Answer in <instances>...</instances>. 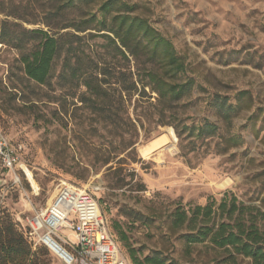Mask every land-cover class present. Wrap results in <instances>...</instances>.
I'll return each instance as SVG.
<instances>
[{
    "label": "rangeland",
    "instance_id": "1",
    "mask_svg": "<svg viewBox=\"0 0 264 264\" xmlns=\"http://www.w3.org/2000/svg\"><path fill=\"white\" fill-rule=\"evenodd\" d=\"M125 1L174 43L186 64L179 80L192 81L190 93L160 105L147 90L150 99L125 95L121 103L93 108L82 101L85 87L61 77L62 59L54 62L50 84L40 85L25 75L20 51L0 42V128L23 166L0 173V211L25 235L28 219L70 184L104 200L128 264L133 251L141 261L158 255L166 264H251L243 257L227 261L228 253L209 241L188 244L185 227L172 221L179 207L193 213L222 202V220L233 201L241 219L264 212V0ZM3 3L30 20L42 19L48 7V0ZM5 18L0 13V22ZM90 31L96 32L79 33L86 35L83 45L102 52V39L89 38ZM107 87L112 94L115 87ZM206 123L217 133L199 134ZM169 128L175 139L166 143ZM26 238L35 251L40 243ZM49 251L40 264H68Z\"/></svg>",
    "mask_w": 264,
    "mask_h": 264
},
{
    "label": "trees",
    "instance_id": "2",
    "mask_svg": "<svg viewBox=\"0 0 264 264\" xmlns=\"http://www.w3.org/2000/svg\"><path fill=\"white\" fill-rule=\"evenodd\" d=\"M4 4L0 13L7 18L0 22V42L20 51L25 75L40 85L50 84L54 62L62 59L61 77L85 87L82 101L93 108L121 103L125 95L130 101L136 95L137 102L145 97L150 99L153 96L147 90L156 94L158 104L172 105L191 91L192 81L179 80L186 64L174 43L147 18L133 14L135 4L125 0H48L40 20L7 11ZM15 20L41 22L45 28H26ZM65 29L72 31L63 32ZM88 30L96 31L88 32L89 38L102 39V52L94 45L87 48L83 45L86 35L79 33ZM107 86L115 87L112 94ZM217 131L218 127L211 123L198 127L199 134L205 136ZM119 182L117 186H122L125 179ZM98 201L104 215V200ZM226 206L225 202L217 208L213 204L197 206L193 213L179 207L173 214L172 227H185L187 233L183 238L188 244L209 241L223 249L228 253L227 261L236 262L238 257H243L251 264H264V212L241 219L234 215L239 208L233 201L222 220ZM200 216L203 218L198 224L196 219ZM119 234L121 241L128 240L124 232ZM49 254L44 244L33 251L25 235L0 211V264H40L44 262L42 257ZM130 256L134 264H166L158 255L147 256L143 261L134 251Z\"/></svg>",
    "mask_w": 264,
    "mask_h": 264
},
{
    "label": "built area",
    "instance_id": "3",
    "mask_svg": "<svg viewBox=\"0 0 264 264\" xmlns=\"http://www.w3.org/2000/svg\"><path fill=\"white\" fill-rule=\"evenodd\" d=\"M22 168L21 158L0 128V173ZM25 236L49 247L55 238L68 253V264H128L111 232L95 194L87 188L63 184L47 206L28 219ZM70 231L75 240L63 235ZM64 244V245H63Z\"/></svg>",
    "mask_w": 264,
    "mask_h": 264
},
{
    "label": "bare ground",
    "instance_id": "4",
    "mask_svg": "<svg viewBox=\"0 0 264 264\" xmlns=\"http://www.w3.org/2000/svg\"><path fill=\"white\" fill-rule=\"evenodd\" d=\"M169 132V136L166 137L165 142L166 143H171V138L175 139V135L174 132L171 128L168 129ZM167 145V144H166ZM23 167V166H22ZM73 235V234H72ZM74 236V235H73ZM46 242L49 245V248L60 258H62L63 260H65L67 263L69 262V257L67 256V254L64 252V250H66L55 238L51 237V239L49 238H45ZM67 251V250H66Z\"/></svg>",
    "mask_w": 264,
    "mask_h": 264
},
{
    "label": "water",
    "instance_id": "5",
    "mask_svg": "<svg viewBox=\"0 0 264 264\" xmlns=\"http://www.w3.org/2000/svg\"><path fill=\"white\" fill-rule=\"evenodd\" d=\"M2 180L0 179V185L2 184ZM64 252L68 255V253L66 252V250H64Z\"/></svg>",
    "mask_w": 264,
    "mask_h": 264
}]
</instances>
